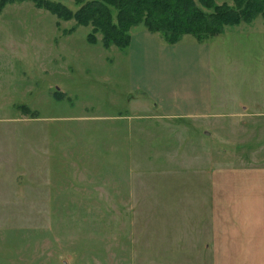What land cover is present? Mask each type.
<instances>
[{"label": "rangeland", "instance_id": "rangeland-1", "mask_svg": "<svg viewBox=\"0 0 264 264\" xmlns=\"http://www.w3.org/2000/svg\"><path fill=\"white\" fill-rule=\"evenodd\" d=\"M90 29L0 13V264H264V19L209 41L198 119L163 115L147 56Z\"/></svg>", "mask_w": 264, "mask_h": 264}, {"label": "trees", "instance_id": "trees-1", "mask_svg": "<svg viewBox=\"0 0 264 264\" xmlns=\"http://www.w3.org/2000/svg\"><path fill=\"white\" fill-rule=\"evenodd\" d=\"M23 1L60 20L91 26L87 42L96 43L99 33L104 48H127L130 30L138 25L172 45L185 35L205 42L222 34L226 26L249 23L257 16L264 19V0H232V4L216 0H73L75 10L55 0H0V13L6 4Z\"/></svg>", "mask_w": 264, "mask_h": 264}, {"label": "crops", "instance_id": "crops-1", "mask_svg": "<svg viewBox=\"0 0 264 264\" xmlns=\"http://www.w3.org/2000/svg\"><path fill=\"white\" fill-rule=\"evenodd\" d=\"M130 36L126 52L130 62L136 65L146 55L149 65L158 71L155 75L152 71L150 81H141L136 88L146 93L163 115L198 119L216 114L208 77L212 38L197 42L185 35L169 45L142 25L133 27ZM136 77L138 81L140 74Z\"/></svg>", "mask_w": 264, "mask_h": 264}]
</instances>
